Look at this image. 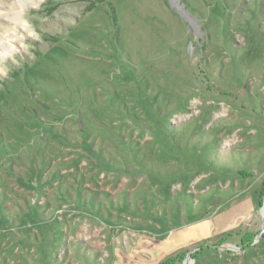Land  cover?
<instances>
[{"label":"rangeland","instance_id":"rangeland-1","mask_svg":"<svg viewBox=\"0 0 264 264\" xmlns=\"http://www.w3.org/2000/svg\"><path fill=\"white\" fill-rule=\"evenodd\" d=\"M263 181L264 0H0V264H264Z\"/></svg>","mask_w":264,"mask_h":264},{"label":"trees","instance_id":"trees-1","mask_svg":"<svg viewBox=\"0 0 264 264\" xmlns=\"http://www.w3.org/2000/svg\"><path fill=\"white\" fill-rule=\"evenodd\" d=\"M262 186L264 187V181L262 182ZM263 191L261 192V194L263 195ZM261 197V196H260ZM262 197L259 200V204L262 203ZM249 245V244H248ZM203 248V247H202ZM202 248H199L198 251H196L195 253L192 254V257L196 260V258L198 257L199 253H201ZM186 253H179L173 257H169L167 258L163 263L161 264H178L180 262H182V260L185 258ZM197 261V260H196Z\"/></svg>","mask_w":264,"mask_h":264},{"label":"bare ground","instance_id":"bare-ground-1","mask_svg":"<svg viewBox=\"0 0 264 264\" xmlns=\"http://www.w3.org/2000/svg\"><path fill=\"white\" fill-rule=\"evenodd\" d=\"M14 37V35L13 36H10V43H9V45L8 46H10V47H14V48H16L17 46H16V41H17V38L15 37V38H13ZM20 41V40H19ZM15 42V43H14Z\"/></svg>","mask_w":264,"mask_h":264},{"label":"water","instance_id":"water-1","mask_svg":"<svg viewBox=\"0 0 264 264\" xmlns=\"http://www.w3.org/2000/svg\"><path fill=\"white\" fill-rule=\"evenodd\" d=\"M192 258H191V251L188 253V255H187V258H186V260L188 261V260H191Z\"/></svg>","mask_w":264,"mask_h":264},{"label":"flooded vegetation","instance_id":"flooded-vegetation-1","mask_svg":"<svg viewBox=\"0 0 264 264\" xmlns=\"http://www.w3.org/2000/svg\"><path fill=\"white\" fill-rule=\"evenodd\" d=\"M196 251H198V249H196L195 252H196ZM192 254H193V252H191V258H192ZM187 255H188V253L186 254V256H187ZM185 258H187V257H185ZM185 258H184V259H185Z\"/></svg>","mask_w":264,"mask_h":264}]
</instances>
